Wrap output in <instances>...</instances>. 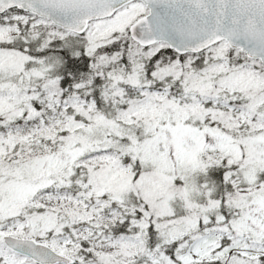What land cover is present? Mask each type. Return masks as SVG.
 Listing matches in <instances>:
<instances>
[{
	"label": "snow or ice",
	"instance_id": "snow-or-ice-1",
	"mask_svg": "<svg viewBox=\"0 0 264 264\" xmlns=\"http://www.w3.org/2000/svg\"><path fill=\"white\" fill-rule=\"evenodd\" d=\"M0 264H264V0H0Z\"/></svg>",
	"mask_w": 264,
	"mask_h": 264
}]
</instances>
